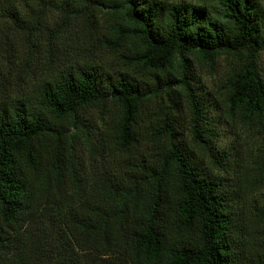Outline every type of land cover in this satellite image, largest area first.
<instances>
[{"label":"trees","instance_id":"trees-1","mask_svg":"<svg viewBox=\"0 0 264 264\" xmlns=\"http://www.w3.org/2000/svg\"><path fill=\"white\" fill-rule=\"evenodd\" d=\"M263 51L259 0H0V264H264Z\"/></svg>","mask_w":264,"mask_h":264},{"label":"rangeland","instance_id":"rangeland-1","mask_svg":"<svg viewBox=\"0 0 264 264\" xmlns=\"http://www.w3.org/2000/svg\"><path fill=\"white\" fill-rule=\"evenodd\" d=\"M259 2L264 6V0H259ZM259 65L264 78V51L259 57ZM225 66V61L221 59L217 72L213 75H209L206 72L196 71L195 80L201 90L209 92L210 95L215 94V90L222 78ZM210 95H208V100L210 102L208 106L211 110V115L214 117V122L219 132L218 144L220 148H225L232 152L237 161L250 160L255 153V147L257 144L256 141L246 130L238 126H234L232 123H226L221 118L219 119L216 111L214 110L215 103Z\"/></svg>","mask_w":264,"mask_h":264}]
</instances>
